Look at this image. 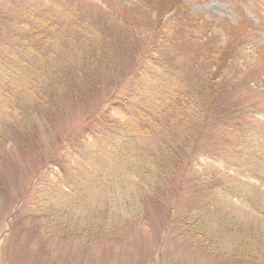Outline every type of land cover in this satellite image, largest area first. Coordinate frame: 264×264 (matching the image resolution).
<instances>
[{
	"label": "trees",
	"instance_id": "16d2710c",
	"mask_svg": "<svg viewBox=\"0 0 264 264\" xmlns=\"http://www.w3.org/2000/svg\"><path fill=\"white\" fill-rule=\"evenodd\" d=\"M115 2L121 11L105 0H0V172L18 163L9 152L34 154L57 113L121 73L112 114L97 119L95 106L88 126L57 140L38 172L70 178L72 187L147 189L141 203L189 196L184 237L259 259L264 19H208L186 0ZM183 45L192 50L189 65L179 59ZM51 205L48 215L59 216ZM72 213L67 204L63 216Z\"/></svg>",
	"mask_w": 264,
	"mask_h": 264
},
{
	"label": "rangeland",
	"instance_id": "374dc122",
	"mask_svg": "<svg viewBox=\"0 0 264 264\" xmlns=\"http://www.w3.org/2000/svg\"><path fill=\"white\" fill-rule=\"evenodd\" d=\"M105 1L121 11L115 0ZM186 2L208 19L236 22L241 15L264 19V0ZM0 44L4 46L1 39ZM180 49L179 59L189 65L191 48L183 45ZM130 59L127 61L132 63ZM120 77L121 73L114 81L106 79L101 89L90 92L65 114L57 113L42 140L44 146L34 154L21 155L15 149L6 155L16 157L18 163L0 172V264H264V255L251 260L225 251L219 254L184 237L180 216L191 206L189 196L176 197L170 203L145 198L141 203L147 189L126 185L101 191L84 183L72 187L70 178L58 182L55 172H38L57 140L74 128L82 132L88 126L87 118L95 106L100 105L97 119L103 112L112 114L109 109L113 98H109L117 90ZM55 184L57 187H53ZM44 186L47 191L42 194ZM51 202L59 209V216L46 212ZM233 203H242V199L236 197ZM67 204L73 206V213L66 218L63 213ZM117 223L122 230L110 232Z\"/></svg>",
	"mask_w": 264,
	"mask_h": 264
}]
</instances>
